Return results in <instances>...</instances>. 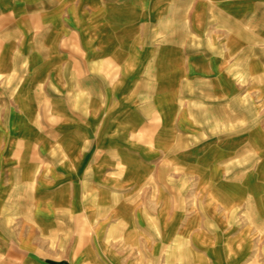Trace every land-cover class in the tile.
<instances>
[{
    "label": "crops",
    "instance_id": "crops-1",
    "mask_svg": "<svg viewBox=\"0 0 264 264\" xmlns=\"http://www.w3.org/2000/svg\"><path fill=\"white\" fill-rule=\"evenodd\" d=\"M0 264H264V0H0Z\"/></svg>",
    "mask_w": 264,
    "mask_h": 264
}]
</instances>
